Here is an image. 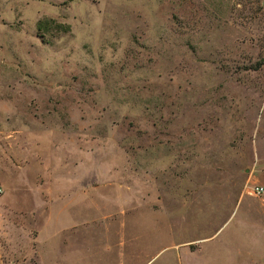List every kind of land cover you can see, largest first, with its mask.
<instances>
[{
  "label": "rangeland",
  "instance_id": "374dc122",
  "mask_svg": "<svg viewBox=\"0 0 264 264\" xmlns=\"http://www.w3.org/2000/svg\"><path fill=\"white\" fill-rule=\"evenodd\" d=\"M254 185L264 0H0V264H264Z\"/></svg>",
  "mask_w": 264,
  "mask_h": 264
},
{
  "label": "crops",
  "instance_id": "0c3cea01",
  "mask_svg": "<svg viewBox=\"0 0 264 264\" xmlns=\"http://www.w3.org/2000/svg\"><path fill=\"white\" fill-rule=\"evenodd\" d=\"M62 178H63V183L60 185H58V187H55L54 189H51V188H42L43 190H44V193L42 192V189H35V192L37 193V194H40V195H46L47 193L48 194H50L52 197H53V195H55V197L54 198H56L55 200H56V202L57 201H62V200H65V199H67V198H69V197H75L76 195H79V193L81 194V196H83V198H84V196H86V194H85V191H84V184L81 182L80 183V185H79V183H78V181H79V178L77 177V179H76V182H74L72 179V177H68V176H62ZM31 192H33L34 193V191L33 190H31ZM61 196V195H66L65 197H62L61 196V198H58V196ZM44 203H49L50 201H43ZM54 204V203H53ZM53 204H50L51 206L53 205ZM50 210V207L48 208V209H45V211L46 212H48ZM78 228V225L76 224L75 225V223L73 222V223H70V224H68V226H67V228H65V229H67L68 231H70V230H74V229H77Z\"/></svg>",
  "mask_w": 264,
  "mask_h": 264
},
{
  "label": "built area",
  "instance_id": "2783aa9c",
  "mask_svg": "<svg viewBox=\"0 0 264 264\" xmlns=\"http://www.w3.org/2000/svg\"><path fill=\"white\" fill-rule=\"evenodd\" d=\"M1 193V189H0ZM251 193L257 197H264V185H254L251 188Z\"/></svg>",
  "mask_w": 264,
  "mask_h": 264
},
{
  "label": "trees",
  "instance_id": "16d2710c",
  "mask_svg": "<svg viewBox=\"0 0 264 264\" xmlns=\"http://www.w3.org/2000/svg\"><path fill=\"white\" fill-rule=\"evenodd\" d=\"M43 25V22H40V26Z\"/></svg>",
  "mask_w": 264,
  "mask_h": 264
}]
</instances>
